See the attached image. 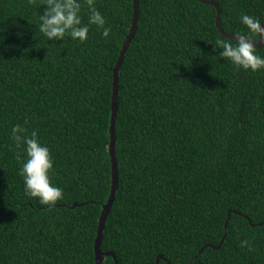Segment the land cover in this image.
<instances>
[{
    "label": "trees",
    "instance_id": "1",
    "mask_svg": "<svg viewBox=\"0 0 264 264\" xmlns=\"http://www.w3.org/2000/svg\"><path fill=\"white\" fill-rule=\"evenodd\" d=\"M205 1L217 3L230 37L247 31L241 14L264 24V0ZM95 4L109 37L93 25L78 43L46 41L43 0H0V264H94L111 184L112 69L133 11L132 0ZM138 7L118 73V185L100 249L117 264H154L158 255V264H187L226 233L189 264H264V71L237 70L212 51L227 39L214 6ZM257 50L264 56V44ZM17 123L54 158L50 179L64 195L52 206L24 193L23 148L10 138Z\"/></svg>",
    "mask_w": 264,
    "mask_h": 264
},
{
    "label": "clouds",
    "instance_id": "2",
    "mask_svg": "<svg viewBox=\"0 0 264 264\" xmlns=\"http://www.w3.org/2000/svg\"><path fill=\"white\" fill-rule=\"evenodd\" d=\"M42 7L44 10L38 14V27L46 41H64L67 36L72 41L84 43L93 25L102 30V37H109L111 29L106 26V19L96 7L95 0H43ZM240 21L247 31L235 33L234 40L218 39L212 51L215 53L219 50V57L231 62L237 70L264 71V56L259 55L256 48L257 36L260 38L259 44H264L262 22L258 17L246 13L241 14ZM10 138L17 148H23L24 158L18 175L23 182L25 195L36 198L42 205H54L63 198L64 193L50 179V173L54 171V158L49 147L40 140L35 130L29 134L19 123L12 125ZM241 246L251 250L247 239L241 241Z\"/></svg>",
    "mask_w": 264,
    "mask_h": 264
},
{
    "label": "water",
    "instance_id": "3",
    "mask_svg": "<svg viewBox=\"0 0 264 264\" xmlns=\"http://www.w3.org/2000/svg\"><path fill=\"white\" fill-rule=\"evenodd\" d=\"M204 4H208L211 6H214L217 10V17H216V28L217 30L220 32V34L227 39H235L233 36H229L227 34H225L220 27L219 24V14H220V9L217 5L216 2L214 1H205V0H199ZM132 18H131V23H130V28L129 31L127 33V35L124 38V41L121 45L116 63L112 69V93H111V104H110V120H109V128H108V132H109V140L107 142V150H108V156L110 159V169H111V184H110V190H109V195L107 197V200L105 203L101 204V212L98 218V225H97V229H96V235L93 241V255H94V264H102L105 257H111L113 259V263L117 264L115 255L112 252H103L100 249V244H101V240H102V234H103V230L105 227V222H106V218L108 216V213L110 211V208L113 204L114 198H115V194H116V190H117V185H118V171H117V159H116V153H115V120H116V112H117V98H118V86H117V80H118V73L119 70L121 68L122 62H123V58L125 56L126 50L131 42V40L133 39V36L136 32V28H137V21H138V17H139V7H138V0H132ZM261 27L264 28V24H261ZM258 44L256 45V48H259L261 46V44H259L260 42V38L258 36ZM74 206H77V204H74ZM231 211L227 212V218L224 221V229L226 228L229 216H230ZM249 223L251 224V222L249 221ZM252 225V224H251ZM226 237V233L223 234L222 238L220 239L218 245L216 246H212V245H205L203 246L195 255V257L192 258L191 261H193L202 251L205 247H211L214 249H218L219 246L221 245V243L223 242V240ZM165 260L161 255H158L155 258V262L154 264H158L159 260ZM190 261V262H191ZM190 262H188L187 264H189ZM167 264H170L167 262Z\"/></svg>",
    "mask_w": 264,
    "mask_h": 264
}]
</instances>
